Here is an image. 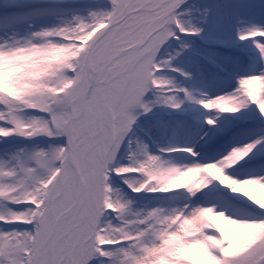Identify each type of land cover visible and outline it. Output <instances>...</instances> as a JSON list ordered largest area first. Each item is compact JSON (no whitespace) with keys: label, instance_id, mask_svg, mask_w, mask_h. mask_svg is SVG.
<instances>
[{"label":"snow or ice","instance_id":"snow-or-ice-1","mask_svg":"<svg viewBox=\"0 0 264 264\" xmlns=\"http://www.w3.org/2000/svg\"><path fill=\"white\" fill-rule=\"evenodd\" d=\"M187 3L9 0L0 11V264H264V162L242 171L264 158V127L252 135L264 125V4L257 20L246 0L195 16ZM225 30L233 38L213 34ZM187 38L238 54L218 64ZM185 52L250 70L209 95L198 86L220 78L174 66ZM194 128L195 142L161 143ZM229 133L247 142L202 158Z\"/></svg>","mask_w":264,"mask_h":264},{"label":"rangeland","instance_id":"rangeland-1","mask_svg":"<svg viewBox=\"0 0 264 264\" xmlns=\"http://www.w3.org/2000/svg\"><path fill=\"white\" fill-rule=\"evenodd\" d=\"M2 1V0H1ZM6 1V0H4ZM226 0H188L187 5L185 7L192 6L193 7V16L197 15V9H203L204 7H212L214 10H216V6L225 3ZM227 2H231V0H227ZM246 2L255 5L260 4L264 2V0H246ZM1 11H7V10H1ZM210 31L211 25H210ZM209 33L206 32L205 35L207 36ZM218 38H224V39H231L233 38L234 34L225 30L224 32H214L213 33ZM187 39H195L194 48L199 50L200 52L204 53V56L214 59L218 64L224 63V57L226 56H235L238 54V50L234 48H225L222 45L214 44L211 41L205 42L198 38H187ZM175 47V45H173ZM245 47V45H241V48ZM249 55L251 56L252 53L249 52ZM190 58L192 62L190 63ZM174 66L180 67L187 71L195 72L197 80H204L205 84H208L213 81L214 77H219L220 79L215 80V82H212L210 87L205 88L203 85H199L201 91L208 92L209 95L213 94H219L221 91H223L225 88H229L234 83L233 74L237 71H248L250 70L247 64L240 65V66H234L232 64H228L227 72H219V70L213 66L212 63L209 62V59L202 58L201 56H195L193 57L192 53L185 52L183 55L176 57V59L173 61ZM212 64V65H211ZM259 65V64H258ZM210 66V67H209ZM212 66V67H211ZM201 70L203 72V77L201 76ZM169 78H173L176 82L182 83L185 86H189V82L184 80L182 76H180L179 73H172V72H166L164 73ZM184 107L189 108L190 110L192 108L197 109L196 115L199 114L200 108L198 105H189L185 104ZM162 109H157L156 114L160 115L162 114ZM240 114H237L235 116H228L225 115L222 117L219 121V127L223 128L226 125L227 121H232L234 124H236L238 117ZM244 115L252 116V113L245 112ZM152 117H145L143 119H151ZM264 127V125H261L259 122L254 121V129L252 135H259L260 134V128ZM197 129H192L191 131L182 130L178 135H172L169 134V136L163 138L161 140V143L171 142L174 144H177L179 140H183L185 138H196L197 135ZM247 137L243 136H233L231 133H229L227 136H217L214 143L212 145L206 146L205 150L203 152V159H210L213 156H218L220 152L232 147L237 146L242 143L247 142ZM190 140V139H187ZM185 142V141H184ZM192 142V141H191ZM264 162V158L258 157L254 155V158L251 160L248 168L243 169L242 171H252V170H258V163Z\"/></svg>","mask_w":264,"mask_h":264},{"label":"bare ground","instance_id":"bare-ground-1","mask_svg":"<svg viewBox=\"0 0 264 264\" xmlns=\"http://www.w3.org/2000/svg\"><path fill=\"white\" fill-rule=\"evenodd\" d=\"M8 2H9V0H6V1H4V0H0V11L1 10H8V8H7V6H8ZM261 4H264V2H262V3H260V4H255L254 6V8L252 9V13H253V16H254V18L255 19H257V20H259L260 19V16H261V12H260V5ZM212 65V64H211ZM214 66V65H213ZM262 66H264V65H257L256 67H257V69H259L260 67H262ZM210 67V66H209ZM212 67V66H211ZM200 111H203L202 109H199ZM226 126V125H225ZM197 133V132H196ZM187 139H190V140H187ZM185 141V142H184ZM195 142V138H190V137H188V138H185V139H181V140H179L178 142H177V144L178 145H184V144H186V143H190V142ZM205 145H201L200 146V149L199 150H201V156H203V152H204V150H205ZM176 155V158L177 159H180V157H181V154H175Z\"/></svg>","mask_w":264,"mask_h":264}]
</instances>
